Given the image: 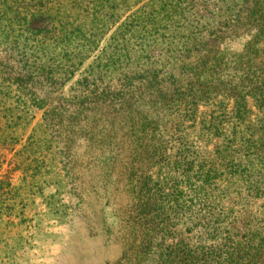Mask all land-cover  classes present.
<instances>
[{"label": "rangeland", "instance_id": "374dc122", "mask_svg": "<svg viewBox=\"0 0 264 264\" xmlns=\"http://www.w3.org/2000/svg\"><path fill=\"white\" fill-rule=\"evenodd\" d=\"M229 1L0 0V222L72 224L68 264L263 260L264 107L232 111L246 48L224 44L204 79L189 39Z\"/></svg>", "mask_w": 264, "mask_h": 264}, {"label": "trees", "instance_id": "16d2710c", "mask_svg": "<svg viewBox=\"0 0 264 264\" xmlns=\"http://www.w3.org/2000/svg\"><path fill=\"white\" fill-rule=\"evenodd\" d=\"M224 5V6H223ZM221 14V20L218 22V27L216 30H209L208 27L210 24L206 25V28H203L202 33L198 34V38L189 36V39L194 42V46H200L203 51H208L209 55H204V64L208 65L211 63V66L205 68L203 72H199L198 75H202L204 79H210L211 77H217L219 74L218 72H223L219 70L221 67V61H223V58H220V49L221 47L226 44L227 42H237L242 43L243 48H246L243 53L239 55V59H236V63L241 65L242 70L244 71L245 80H250L249 85L246 87L244 83L240 84V87L244 89L243 91L248 92L246 95L240 97L243 93L237 94V96H234L235 105L233 108V112L235 115V118H239L241 121H245L247 110H248V104H247V97L252 96L255 98L260 99L261 106L264 107V64L259 63L260 65H256L254 63V58L257 53L260 51V46L262 43H264V0H231L228 3H223L219 7ZM190 33H194L191 31ZM189 52H192V49H188ZM207 63V64H206ZM202 67V66H201ZM197 69V67H195ZM248 75V76H247ZM252 76V79L251 77ZM131 80L133 78L125 76L124 80ZM155 80H157V77H154ZM153 84V81L148 80L145 82V86L142 85L144 88L149 89V87ZM238 86H235V89H237ZM134 92V88L132 87V84L129 85V91L128 92H113V95H106V101L108 102L110 100L115 101L116 97L121 96H127L131 97L132 93ZM110 93V92H108ZM177 93V89L174 88L171 90V95H175ZM187 95H193V94H187ZM167 101L168 98H165ZM188 99L192 101V104L195 105V99L192 96H188ZM131 100V99H129ZM128 101V100H126ZM86 102H83L81 106L85 105ZM89 107V106H87ZM216 137L218 139H221L223 137V134H219V130H217ZM260 141L263 143V140L260 139ZM212 171L206 172L207 177L211 176ZM150 177L143 183V188L146 187L150 190H153V187H148L147 183L150 181ZM211 179H207L205 183H208ZM189 184H192L189 182ZM195 186V185H191ZM160 190H157L158 193ZM154 196H157V194H154ZM139 210L141 212H146V205H149V202L147 204H144L143 200L139 203ZM150 213V212H149ZM143 214H141V217ZM157 217V216H155ZM174 253V251H171ZM169 253V256L171 257V264L178 263L175 260L176 257H173L172 253ZM180 255L177 256V258ZM212 256L210 255H204L203 258L195 260V264H207V257L208 260ZM263 257V256H262ZM181 258V257H180ZM179 261V260H178ZM189 261V260H188ZM258 264H264L263 260L255 261ZM191 264H194L191 262Z\"/></svg>", "mask_w": 264, "mask_h": 264}, {"label": "crops", "instance_id": "0c3cea01", "mask_svg": "<svg viewBox=\"0 0 264 264\" xmlns=\"http://www.w3.org/2000/svg\"><path fill=\"white\" fill-rule=\"evenodd\" d=\"M25 213L0 222V264H68L72 224Z\"/></svg>", "mask_w": 264, "mask_h": 264}]
</instances>
